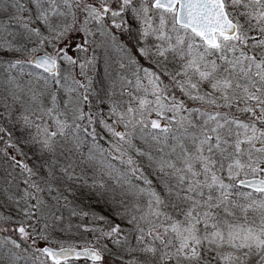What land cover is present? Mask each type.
Wrapping results in <instances>:
<instances>
[{"label": "snow or ice", "instance_id": "1", "mask_svg": "<svg viewBox=\"0 0 264 264\" xmlns=\"http://www.w3.org/2000/svg\"><path fill=\"white\" fill-rule=\"evenodd\" d=\"M89 262L264 264V0H0V264Z\"/></svg>", "mask_w": 264, "mask_h": 264}, {"label": "trees", "instance_id": "2", "mask_svg": "<svg viewBox=\"0 0 264 264\" xmlns=\"http://www.w3.org/2000/svg\"><path fill=\"white\" fill-rule=\"evenodd\" d=\"M122 39L124 41L125 37H123ZM97 56H98V62L96 67V78L94 81V86L97 89L102 90L103 88L107 87V78L105 74V58H106L105 50L98 49ZM107 56H110L112 58V61L119 59V54L112 50L107 51ZM113 67H116L114 63H113ZM82 207L84 208L85 211H90L92 213H95L96 216L107 215L109 211L108 207L105 205L103 200H98V199L86 198L84 200ZM85 221H88L87 226L91 225L94 227H99L100 229L105 227L102 221H96L94 224L91 223V217L85 218V220L74 218V223L77 224L84 225ZM93 236L94 235L91 232L85 231L82 227L79 232H75L74 230L72 240L78 244H88V243H93Z\"/></svg>", "mask_w": 264, "mask_h": 264}, {"label": "rangeland", "instance_id": "3", "mask_svg": "<svg viewBox=\"0 0 264 264\" xmlns=\"http://www.w3.org/2000/svg\"><path fill=\"white\" fill-rule=\"evenodd\" d=\"M125 37V39H124V43L126 44V45H129V46H133V45H135V40H130L127 36H124ZM101 50V49H100ZM97 52H98V50H97ZM114 53V52H113ZM115 64V63H114ZM116 66V65H115ZM91 75H94V81H95V78H96V70H95V72L94 73H90ZM88 228H92V227H94V226H91V225H88L87 226ZM96 229H97V235L99 234V230H100V228L99 227H95ZM84 229V228H83ZM96 243V238H95V236H93V243L92 244H95Z\"/></svg>", "mask_w": 264, "mask_h": 264}, {"label": "bare ground", "instance_id": "4", "mask_svg": "<svg viewBox=\"0 0 264 264\" xmlns=\"http://www.w3.org/2000/svg\"><path fill=\"white\" fill-rule=\"evenodd\" d=\"M90 264V263H89Z\"/></svg>", "mask_w": 264, "mask_h": 264}, {"label": "water", "instance_id": "5", "mask_svg": "<svg viewBox=\"0 0 264 264\" xmlns=\"http://www.w3.org/2000/svg\"><path fill=\"white\" fill-rule=\"evenodd\" d=\"M90 263V262H89Z\"/></svg>", "mask_w": 264, "mask_h": 264}]
</instances>
